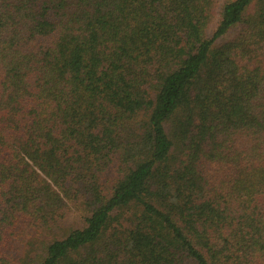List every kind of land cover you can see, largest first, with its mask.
I'll return each instance as SVG.
<instances>
[{
	"label": "trees",
	"instance_id": "16d2710c",
	"mask_svg": "<svg viewBox=\"0 0 264 264\" xmlns=\"http://www.w3.org/2000/svg\"><path fill=\"white\" fill-rule=\"evenodd\" d=\"M0 264H264V0H0Z\"/></svg>",
	"mask_w": 264,
	"mask_h": 264
},
{
	"label": "rangeland",
	"instance_id": "374dc122",
	"mask_svg": "<svg viewBox=\"0 0 264 264\" xmlns=\"http://www.w3.org/2000/svg\"><path fill=\"white\" fill-rule=\"evenodd\" d=\"M218 14H219V12H217ZM218 18V17H217ZM215 26H216V24L214 23L213 25H212V30L215 28Z\"/></svg>",
	"mask_w": 264,
	"mask_h": 264
}]
</instances>
